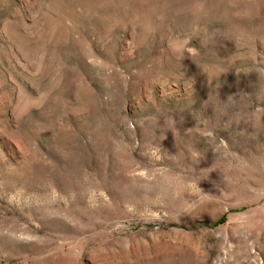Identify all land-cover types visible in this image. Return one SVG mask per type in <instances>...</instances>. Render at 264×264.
<instances>
[{
	"label": "rangeland",
	"instance_id": "1",
	"mask_svg": "<svg viewBox=\"0 0 264 264\" xmlns=\"http://www.w3.org/2000/svg\"><path fill=\"white\" fill-rule=\"evenodd\" d=\"M0 264H264V0H0Z\"/></svg>",
	"mask_w": 264,
	"mask_h": 264
}]
</instances>
